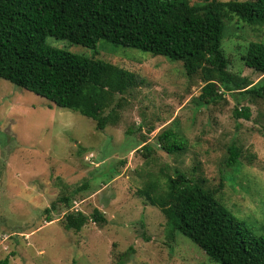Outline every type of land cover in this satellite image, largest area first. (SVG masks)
<instances>
[{"label":"rangeland","instance_id":"1","mask_svg":"<svg viewBox=\"0 0 264 264\" xmlns=\"http://www.w3.org/2000/svg\"><path fill=\"white\" fill-rule=\"evenodd\" d=\"M225 22L229 72L262 86L264 76L243 58L249 44L264 43V29L237 18ZM47 44L126 69L142 84L116 96L110 110L118 121L99 131L78 112L0 79V264H217L188 238L171 234L162 211L142 193L153 186L152 197L164 195L178 172L216 193L252 236L264 234V98L249 96L237 106L225 95L203 107L202 76H188L180 61L106 41L96 49L52 37ZM237 107L249 108L250 119L236 118ZM166 131L185 143V152L162 149L158 137ZM231 146L241 153L232 169L225 163ZM65 197L72 198L70 209ZM96 209L105 224L65 229L66 213L91 217Z\"/></svg>","mask_w":264,"mask_h":264},{"label":"trees","instance_id":"2","mask_svg":"<svg viewBox=\"0 0 264 264\" xmlns=\"http://www.w3.org/2000/svg\"><path fill=\"white\" fill-rule=\"evenodd\" d=\"M233 18L252 29H264V0H206L195 5L188 0H0V79L78 112L104 131L118 121L115 108L110 110L116 96L139 88L142 82L111 63L52 47L47 38L89 49L106 41L180 61L188 76L200 73L206 84L199 97L203 107L225 95L241 106L249 96L263 99L264 83L254 85L228 70L222 42L225 21ZM243 59L247 68L264 76V43L249 44ZM235 117L249 120L250 109L237 107ZM176 139L168 131L158 137L167 153L185 152V143ZM227 152L225 163L232 169L241 153L236 146ZM86 188L78 187L74 194ZM152 188L142 193L162 211L171 234L188 238L217 264H264V234L252 236L216 193L181 172L168 179L164 195L152 197ZM71 200L62 199L68 209ZM54 209L52 205L46 212ZM89 221L102 225L107 219L98 209L91 217L68 212L64 227L80 232Z\"/></svg>","mask_w":264,"mask_h":264}]
</instances>
